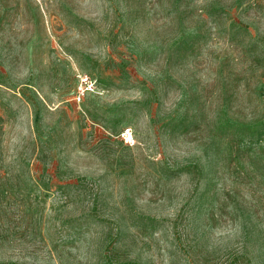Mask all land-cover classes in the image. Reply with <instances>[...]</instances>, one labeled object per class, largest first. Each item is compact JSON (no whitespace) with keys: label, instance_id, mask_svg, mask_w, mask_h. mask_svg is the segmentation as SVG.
<instances>
[{"label":"rangeland","instance_id":"rangeland-1","mask_svg":"<svg viewBox=\"0 0 264 264\" xmlns=\"http://www.w3.org/2000/svg\"><path fill=\"white\" fill-rule=\"evenodd\" d=\"M0 264H264V0H0Z\"/></svg>","mask_w":264,"mask_h":264},{"label":"built area","instance_id":"built-area-1","mask_svg":"<svg viewBox=\"0 0 264 264\" xmlns=\"http://www.w3.org/2000/svg\"><path fill=\"white\" fill-rule=\"evenodd\" d=\"M80 84L78 87V94H79V98L84 95L86 92L92 90L95 88V84L93 82V79L87 75V74H81L80 75ZM122 138L123 140L130 145H134L136 143V136L134 133L133 128H131L130 126L125 127L122 130Z\"/></svg>","mask_w":264,"mask_h":264}]
</instances>
